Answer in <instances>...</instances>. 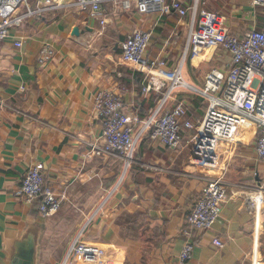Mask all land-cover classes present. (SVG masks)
<instances>
[{
  "label": "crops",
  "instance_id": "1",
  "mask_svg": "<svg viewBox=\"0 0 264 264\" xmlns=\"http://www.w3.org/2000/svg\"><path fill=\"white\" fill-rule=\"evenodd\" d=\"M46 1L29 0L28 7ZM175 1L223 16L237 37L264 31L258 0L168 3ZM75 2L55 0L59 7L26 19L0 41V264H264V163L260 167L256 156V129L236 144H222L212 159L194 155L193 134L178 150L145 135L127 170L120 158L91 155L103 134L98 93L121 96L126 114L143 121L161 106L159 96L142 95L143 71L122 59L129 35L150 33L148 57L164 61L168 73L181 68L198 90L212 71L228 73L230 54L213 48L185 57L191 14L144 15L133 3L126 8L105 0L95 16ZM44 47L54 57L40 65ZM179 104L194 123L204 119L207 102L192 91L177 92L164 110ZM37 164L45 168V185L65 197L60 212L47 219L18 196L25 173ZM212 178L227 183V200L214 228L198 231L187 217ZM188 243L193 258L182 263Z\"/></svg>",
  "mask_w": 264,
  "mask_h": 264
},
{
  "label": "built area",
  "instance_id": "2",
  "mask_svg": "<svg viewBox=\"0 0 264 264\" xmlns=\"http://www.w3.org/2000/svg\"><path fill=\"white\" fill-rule=\"evenodd\" d=\"M104 1L76 0L73 6L101 16ZM116 1L126 8L135 4L137 11L144 15H167L173 11L180 17L191 14L185 57L190 51L192 56H198L201 52L219 48L230 54L232 65L228 73L212 71L204 88L194 89L185 81L181 68L168 73L164 61L148 57L150 33L136 32L129 35L122 44V59L132 68L143 71L145 83L142 95L159 96L161 106L152 118L143 121L139 116L129 117L126 114V104L121 96L110 91L98 93L95 110L103 134L101 143L91 145V155L120 158L127 170L132 165L137 145L145 135L166 149L178 150L185 136L193 134L194 155L212 159L222 144H236L245 131L256 129V156L259 162L264 163V31L251 30L243 38L237 37L227 29L223 16L199 12L197 4L189 9L178 1L172 4L168 0ZM59 5L55 0H47L44 5L38 4L36 8L30 9L29 0H0V41H8L11 30L26 19L41 16ZM254 5L264 11V0L254 1ZM22 7L27 10L20 14L18 10ZM14 12V15L11 14ZM15 46L21 48L22 43L17 42ZM53 57L54 51L44 47L39 53L38 62L45 65ZM185 90L192 91L207 102L204 119L198 124L190 119L183 104L164 110L166 103L177 92ZM18 196L26 205L37 206L39 216L44 219L59 213L65 201L64 196L45 185V168L41 164L30 167L25 173ZM226 200L227 183L224 179H210L188 215V223L195 230L211 231L221 219ZM213 244L217 247L223 245L220 240H215ZM194 249L190 243L183 247L180 257L182 263L192 260Z\"/></svg>",
  "mask_w": 264,
  "mask_h": 264
},
{
  "label": "rangeland",
  "instance_id": "3",
  "mask_svg": "<svg viewBox=\"0 0 264 264\" xmlns=\"http://www.w3.org/2000/svg\"><path fill=\"white\" fill-rule=\"evenodd\" d=\"M236 157H237V156H234V157H233V160L231 161L232 164H234V166H235V165L237 166L238 163H239L237 160H235ZM260 164H261L260 167H262V166H263V165H262L263 163H260ZM263 167H264V166H263ZM229 168H231V167H229Z\"/></svg>",
  "mask_w": 264,
  "mask_h": 264
},
{
  "label": "water",
  "instance_id": "4",
  "mask_svg": "<svg viewBox=\"0 0 264 264\" xmlns=\"http://www.w3.org/2000/svg\"><path fill=\"white\" fill-rule=\"evenodd\" d=\"M75 33L78 34V31L76 30ZM27 264H32V263H29V262H28Z\"/></svg>",
  "mask_w": 264,
  "mask_h": 264
}]
</instances>
